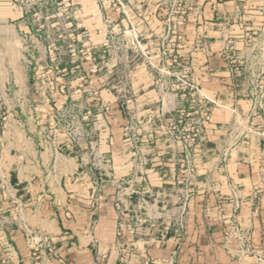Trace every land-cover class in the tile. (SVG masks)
<instances>
[{
  "label": "rangeland",
  "instance_id": "374dc122",
  "mask_svg": "<svg viewBox=\"0 0 264 264\" xmlns=\"http://www.w3.org/2000/svg\"><path fill=\"white\" fill-rule=\"evenodd\" d=\"M232 2L246 10V22L264 25V0ZM213 3L0 0V137L25 135L82 161L93 157L98 186L136 195L133 222L148 215L164 226L179 189L192 186V157L208 133L200 72L220 62L202 63L200 22L211 20ZM152 151L174 153L164 189L148 188L139 172Z\"/></svg>",
  "mask_w": 264,
  "mask_h": 264
},
{
  "label": "crops",
  "instance_id": "0c3cea01",
  "mask_svg": "<svg viewBox=\"0 0 264 264\" xmlns=\"http://www.w3.org/2000/svg\"><path fill=\"white\" fill-rule=\"evenodd\" d=\"M213 1L211 20L203 15L200 22L202 63H220L203 65L200 72V91L211 105L210 116L207 136L204 133L192 157L196 177L184 225L174 232L173 217L166 218L164 226L162 219L151 217L155 225L134 241L127 255L130 264H143L144 255L153 264H253L244 248L264 247V189L257 201L251 198L264 163L257 128L249 124L260 125L257 115L264 111L252 106V93L264 83V25L246 22V10L232 0ZM5 138L0 137V259L34 264L25 232L35 231L52 237L56 252L72 264H119L114 250L118 185L98 186L91 177L93 157L82 161L77 152L49 150L25 135ZM32 143L40 147L33 149ZM173 156L171 151H152L147 165L139 166L148 188L164 189L165 177L174 169ZM124 198L132 203L136 195ZM40 257L42 264H58Z\"/></svg>",
  "mask_w": 264,
  "mask_h": 264
},
{
  "label": "built area",
  "instance_id": "2783aa9c",
  "mask_svg": "<svg viewBox=\"0 0 264 264\" xmlns=\"http://www.w3.org/2000/svg\"><path fill=\"white\" fill-rule=\"evenodd\" d=\"M262 84V83H261ZM260 88L262 90L260 91ZM255 104H253V109H257L258 107L264 108V89L263 86H260L253 93ZM256 111V110H255ZM257 119L260 120V125H256L254 122L250 121V125H254L257 128V133L259 135L257 139V145L259 147V159L264 163V111H262L259 115H257ZM261 126V128H259ZM259 128V129H258ZM199 145V144H197ZM188 154H185V158ZM264 189V175L255 183L251 191V198L254 201H257L260 197L262 190ZM180 195L178 198V205L175 209V213H172L174 216L175 224L173 226L174 232H178L183 228L185 215H186V206L187 201L191 197L192 191L187 187H182L179 189ZM124 197H122V193L117 191V197L115 200V208L118 214V222L116 225V240L114 242V250L117 252V259L119 264H130L127 260V255L132 253L134 249V241L145 234H148L149 230L155 225V223L151 220L150 216L139 217L138 215H134L135 222H133V217L130 215L133 206L131 202L124 201ZM97 198H94L93 204H95ZM142 204H146L145 200L138 201L136 204L138 209L142 206ZM239 204V203H238ZM236 204V206L238 205ZM132 208V209H131ZM146 223L149 225L143 226ZM146 229V230H143ZM25 239L27 245L31 249V255L36 261L34 264H42L40 260L41 255H46L48 259L57 262L58 264H72L67 259L61 257L54 248L53 238L49 235L41 232L35 231H26ZM246 253H249L253 258V264H264V247H252L247 246L244 248ZM8 258V256H7ZM143 264H153L149 257L144 255ZM3 264H7L6 259H0Z\"/></svg>",
  "mask_w": 264,
  "mask_h": 264
}]
</instances>
